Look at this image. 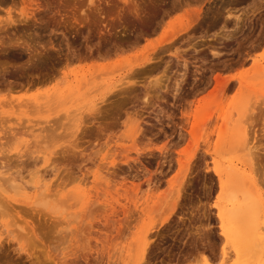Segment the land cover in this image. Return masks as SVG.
Masks as SVG:
<instances>
[{
	"label": "rangeland",
	"instance_id": "rangeland-1",
	"mask_svg": "<svg viewBox=\"0 0 264 264\" xmlns=\"http://www.w3.org/2000/svg\"><path fill=\"white\" fill-rule=\"evenodd\" d=\"M1 37L0 264L264 263L263 151L206 148L236 96L209 104L213 77L264 63V0H0ZM234 164L260 204L230 209L214 169Z\"/></svg>",
	"mask_w": 264,
	"mask_h": 264
},
{
	"label": "bare ground",
	"instance_id": "bare-ground-1",
	"mask_svg": "<svg viewBox=\"0 0 264 264\" xmlns=\"http://www.w3.org/2000/svg\"><path fill=\"white\" fill-rule=\"evenodd\" d=\"M159 1V0H157ZM136 3V2H135ZM138 5V4H137ZM136 4L134 5V10H136L137 12V6ZM140 7V6H139ZM138 7V8H139ZM133 10V9H132ZM139 10V9H138ZM194 18L195 20L198 19L199 17V13L195 12ZM20 16H21V20L27 21L28 18L30 17V13L27 12V10L25 11H21L20 12ZM12 18V17H11ZM238 18V17H237ZM236 18V19H237ZM30 19V18H29ZM17 20V19H16ZM15 20V21H16ZM11 22H14V20L11 19ZM12 25V24H11ZM185 28V27H183ZM18 30V29H17ZM21 30V29H20ZM7 35V34H6ZM11 36V34H10ZM9 37V36H8ZM7 37V38H8ZM6 38V37H5ZM11 40V39H10ZM4 42L3 46L5 45V41L3 40V38H0V44L2 45V43ZM7 42V41H6ZM10 44V42H8ZM8 44V45H9ZM18 44V43H16ZM21 44V43H20ZM23 45V44H21ZM24 45L26 46V48L28 50H30V44L27 42H24ZM6 46V45H5ZM18 46V45H17ZM258 46V45H257ZM7 47V46H6ZM34 47V46H32ZM252 47V46H250ZM5 48V47H4ZM24 48V47H23ZM237 48V47H236ZM246 48V46H245ZM249 48V47H248ZM254 48H257L256 45L254 46ZM1 49V48H0ZM3 49V48H2ZM10 49V48H9ZM35 50V48H33ZM31 49V50H33ZM253 48H249L247 49L245 52L240 51L238 54L240 55V57L230 65H228V67L223 68L224 69H228V70H233V67L238 68V66H244L249 64V67H246V69H243L242 71L239 72H231L228 73L226 75H220V74H216L213 77V84L214 87L212 89V91L209 93V98H208V103L209 104H213L215 101L217 100H222L226 97V94L232 90L236 91V96L233 99V101L229 104L230 109L229 111L223 113V114H218L216 116V124H217V132H216V140L213 144L207 143V151L211 154V156L213 157V160L215 161L216 158L218 157V154H220L221 152H225V153H236L235 151H239V152H248L247 156H255V157H260L258 156L260 152L263 151L264 154V146L261 148H259V146L255 147L253 146H249V135L251 136L250 132L252 133H256L257 130H253L254 126H253V122L249 121L250 116H248V111H250L249 109V101L252 100V98L254 97L252 94H254L256 97V100L259 99V96L264 97V63L260 62V60L257 58V56L250 54V51ZM7 50V49H6ZM214 50V49H212ZM238 51V50H237ZM31 52V51H30ZM33 52V51H32ZM36 52V51H34ZM214 52V54H213ZM212 54L215 55V51H213ZM252 52V51H251ZM31 55V54H29ZM33 55L35 56V54L33 53ZM32 56V55H31ZM238 57V56H237ZM147 60H149V58H147ZM185 64V63H183ZM222 64V63H221ZM227 66V65H226ZM224 67V64H223ZM155 68V67H154ZM219 68V67H218ZM235 69V68H234ZM152 70V69H151ZM218 70V69H217ZM227 70V71H228ZM153 71V70H152ZM230 72V71H229ZM182 79V78H181ZM208 79H211L208 77ZM41 82V81H39ZM180 82V81H179ZM204 83V81H203ZM209 83V80L205 82V85ZM157 84V83H156ZM179 85V84H178ZM208 85V84H207ZM157 86V85H156ZM12 87V86H10ZM177 87V86H176ZM9 88V87H8ZM7 89V88H6ZM5 89V90H6ZM11 89V88H10ZM257 89H261V90H257ZM12 90V89H11ZM10 90V91H11ZM199 90V89H197ZM9 92V90H6ZM197 92V91H196ZM249 93H252V96H249ZM158 97V96H157ZM145 98L147 99V97L145 96ZM145 99V100H146ZM255 99V97H254ZM262 100V98H261ZM148 101V100H147ZM146 101V103H147ZM249 102V103H248ZM262 102V101H261ZM261 102L259 103L260 105H263V103L261 104ZM257 104V103H255ZM252 105V104H251ZM258 106V105H257ZM214 107V106H213ZM219 108V107H218ZM222 108V107H221ZM251 108V107H250ZM256 108V107H255ZM262 108L261 106L258 107L259 110H257V112H254V115L257 114L258 112L263 113L264 114V108H263V112H262ZM248 110V111H247ZM246 111L248 113H246ZM251 112V111H250ZM184 113V112H183ZM253 113V111L251 112ZM255 115L256 116H259ZM260 115H263L261 114ZM159 115V113H158ZM250 115V113H249ZM185 116H187V112L185 113ZM253 117V116H252ZM251 117V118H252ZM262 117V116H260ZM264 117V115H263ZM262 117V118H263ZM187 118V117H186ZM184 119V118H183ZM254 119V118H253ZM251 119V120H253ZM261 119V118H260ZM259 119V121H260ZM187 120V119H184ZM189 120V118H188ZM263 120V119H262ZM249 122V124H247ZM261 123V122H260ZM179 126V125H178ZM183 126V125H182ZM139 127V126H137ZM184 128L186 129V126H184ZM140 129V128H139ZM143 130V127H142ZM141 131V130H138ZM178 131V130H177ZM182 131V130H181ZM260 131L262 132L261 137H264V122L262 121L261 123V128ZM180 132V131H179ZM143 134V133H142ZM179 134V133H178ZM183 136V134H181ZM256 135V134H255ZM180 136V135H179ZM253 136V135H252ZM261 137H259L258 139H260ZM257 138V137H256ZM261 138V139H262ZM179 139V138H178ZM210 139V138H209ZM251 140V139H250ZM257 140V139H256ZM260 141V140H259ZM208 142V141H207ZM257 142V141H256ZM263 142V141H262ZM209 145H212L213 151L211 152V149L208 148ZM237 151V152H238ZM231 155V154H230ZM244 155V154H243ZM246 155V154H245ZM263 156V155H262ZM227 157V156H226ZM239 157V156H238ZM243 157V156H242ZM264 158V157H263ZM247 159V158H246ZM234 160V159H233ZM135 161V160H134ZM161 161V160H160ZM159 161V162H160ZM243 161V160H242ZM244 161H246L244 159ZM243 161V162H244ZM216 162V161H215ZM242 163V162H241ZM243 164V163H242ZM248 165V164H246ZM237 164L228 166L226 168H222L220 166H216L214 171L218 177V181H219V187H220V191L221 193H228V197L226 198V201L229 202L231 201V206L230 209L235 210L238 207H240L239 204H235L233 203V201H246L247 203L251 204V205H257L261 203V198L258 193V190L256 189L254 183L251 180L250 176H247L246 174H244L245 170H241L240 168L236 167ZM249 167V165H248ZM243 169V168H242ZM259 171V170H258ZM254 172V171H253ZM123 173V171H122ZM260 174V173H258ZM66 175V174H65ZM63 174V176H65ZM262 175V174H261ZM62 176V177H63ZM136 176V175H135ZM134 177V176H133ZM260 177V176H259ZM128 178V177H127ZM135 178V177H134ZM256 180V179H255ZM244 181L247 183L243 186L242 192H241V197H239L238 193H237V186H239L240 182L244 183ZM264 181V180H263ZM2 190V188H1ZM178 193V192H177ZM220 193V194H221ZM224 195V194H223ZM40 196V195H39ZM38 196V197H39ZM44 196V195H43ZM40 198H35L34 201H32V204H40L43 207L48 206L49 205V201H47L46 199H50L48 198V194L45 195L44 197ZM50 196V195H49ZM226 197V196H224ZM44 198V199H42ZM225 199V198H224ZM44 200H46L44 202ZM43 202V203H42ZM47 202V203H46ZM225 203V201H224ZM241 203V202H240ZM48 204V205H47ZM53 204V203H52ZM50 206H53V205ZM226 204V203H225ZM35 205V206H36ZM41 206V207H42ZM52 208V207H51ZM5 208H1V204H0V210H4ZM50 209V208H49ZM226 209L224 208V206H219V211H218V217L220 218V220L223 222L224 218L227 216V211H225ZM253 210V209H251ZM52 211V210H51ZM232 212V211H231ZM259 212V211H257ZM1 213V212H0ZM252 214V212L250 213ZM258 214V213H257ZM253 215V214H252ZM228 217V216H227ZM232 218V217H231ZM109 220V219H107ZM260 220V218H259ZM264 221V220H263ZM248 222V221H247ZM261 222V221H260ZM259 223V222H258ZM262 223V222H261ZM264 226V224H262ZM261 225V226H262ZM221 227V226H220ZM262 230V229H261ZM254 235H259L260 233L258 231H260V228H256V231L252 230ZM222 232L226 235V236H230L231 239H235L237 237V231L235 228L233 227H226V225L222 226ZM262 232V231H260ZM264 232V231H263ZM248 238V237H246ZM253 239V238H252ZM248 240V239H247ZM252 244V243H251ZM260 244H262L260 242ZM255 245V243H254ZM257 245V244H256ZM253 246V245H252ZM260 246V245H259ZM263 246V245H262ZM148 248V246H147ZM235 248V253L238 254L240 251ZM257 249V246L255 247ZM146 248L144 247L142 250V254L144 253V250ZM264 251V248L262 249ZM243 253V252H242ZM241 253V254H242ZM261 252H259L260 255ZM240 253L238 255H241ZM147 255V254H146ZM261 256V255H260ZM236 257V256H235ZM259 257V256H258ZM146 258V257H145ZM241 258V257H240ZM261 258V257H260ZM259 258V259H260ZM263 258V257H262ZM256 259V258H255ZM255 261V260H254ZM262 261V260H260ZM259 261V262H260ZM85 262V261H84ZM249 263V261H248ZM251 263V262H250ZM253 263V261H252ZM72 264V263H71ZM245 264V263H244ZM258 264V262H257ZM264 264V263H263Z\"/></svg>",
	"mask_w": 264,
	"mask_h": 264
}]
</instances>
